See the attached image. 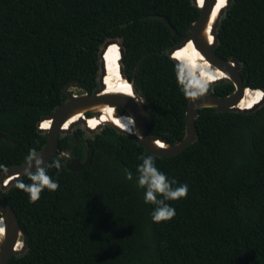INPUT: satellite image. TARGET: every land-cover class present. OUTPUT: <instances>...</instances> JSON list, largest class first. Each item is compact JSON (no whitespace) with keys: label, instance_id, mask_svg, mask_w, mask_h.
<instances>
[{"label":"trees","instance_id":"1","mask_svg":"<svg viewBox=\"0 0 264 264\" xmlns=\"http://www.w3.org/2000/svg\"><path fill=\"white\" fill-rule=\"evenodd\" d=\"M225 1L215 5L206 38ZM199 13L191 0H0V134L7 137L0 138V169L45 146L37 124L64 103L66 83L76 79L89 92L98 86L99 52L111 39L117 42L104 53L105 86L127 82L120 58L147 102L148 133L168 143L182 138L193 96L181 90L185 77L166 52L181 43ZM157 15H165L175 33ZM216 35L214 52L236 57L243 84L254 89H247L251 107L264 89V0H231ZM173 57L207 82L190 41ZM233 89L225 82L207 91L224 96ZM87 123L96 128L100 120ZM195 125L194 143L170 157L103 125L86 138L92 159L79 172L65 168L61 153L82 161L83 132L75 131L78 144L62 136L46 165L59 183L56 191L45 189L30 201L18 187L31 183L27 175L0 187V203L15 210L28 240L25 252L7 264H264V101L247 112L201 108ZM141 155L153 156L159 170L188 186L186 197L166 201L176 209L169 221H152L154 205L136 185Z\"/></svg>","mask_w":264,"mask_h":264},{"label":"water","instance_id":"2","mask_svg":"<svg viewBox=\"0 0 264 264\" xmlns=\"http://www.w3.org/2000/svg\"><path fill=\"white\" fill-rule=\"evenodd\" d=\"M191 3L199 9V16L189 24L187 33L183 36L181 43L172 46L166 53L179 65L186 80L189 82L197 81L199 83V75L194 76L182 61L173 57L176 49L192 41L198 53L203 57L201 60L205 61L209 68L221 71L224 76L203 83L204 90L201 94L193 96L188 100L184 116L185 126L183 137L177 139L174 143H168L159 136L148 133V123L151 119V113L147 108V102L135 90L133 80L125 76L121 61H119V72L121 77L125 79L127 83L131 84L130 95L123 92L107 93L105 91L104 78L107 74V70L104 62V53L110 43L117 42L116 39H111L103 44L99 52L98 88L89 92L86 87L77 84L76 79L69 81L65 85L66 100L64 103L56 107L49 115L41 117L39 122L44 120L50 121L47 128L42 127L38 130L46 136L45 146L37 151L39 154L38 158L43 160L45 166L50 163L59 152L60 137L70 134L75 126L81 124L87 133L93 134L95 132L96 128L89 127L87 123V114H90L89 117H96L101 120L103 106L105 105L112 108L113 116L131 119V124H133L132 132L126 131L123 127L116 125V123L110 120L100 121L98 127L103 124L109 125L119 133L130 136L138 145L144 147L147 152L156 156L170 157L182 153L196 140L197 132L195 120L201 108L211 107L218 112H247L256 109L262 104L264 101V89H260L263 93L260 102L254 103L250 108H241L238 106L245 95V90L249 89L252 91L251 88L243 84V79L240 74L241 64L236 57L232 56L225 59L214 52V48L217 44V29L225 11L230 7L231 0L225 1V4L219 9L211 24L209 31L212 35L211 41L207 40L205 30L217 0H203L201 5L198 4V0H191ZM157 16L163 20L173 33H175L173 25L165 15ZM120 55H123L121 46ZM225 82H231L233 84L234 89L231 93L224 96H217L207 91L208 86L223 84ZM73 88H76L81 93L76 94ZM118 108L122 110L118 111ZM75 113H82V116L66 124L69 118ZM0 138L7 139L3 134H0ZM72 142H77L75 134H72ZM159 143H161V145ZM92 154L93 149L90 144L86 146L85 158L83 161H79L72 155L67 154L65 168L72 172L81 171L91 162ZM28 164L29 161H25L21 164H15L8 168L0 169V187L5 189L7 186L17 182L20 177L27 175L26 168ZM31 170L33 172L36 170L34 161ZM0 220L3 221L4 226L3 235L0 237V264H7L13 255H20L25 252L28 240L26 233L20 225L19 218L12 207L0 203ZM19 243L20 246L17 248Z\"/></svg>","mask_w":264,"mask_h":264},{"label":"clouds","instance_id":"3","mask_svg":"<svg viewBox=\"0 0 264 264\" xmlns=\"http://www.w3.org/2000/svg\"><path fill=\"white\" fill-rule=\"evenodd\" d=\"M119 61H121L120 58ZM251 89L254 90L253 88ZM181 90L189 96H197L204 90V86L197 81L189 82L188 80L182 78ZM88 118L91 117L88 116ZM126 120L132 123L131 119ZM42 122L37 124L38 130L42 128ZM132 126L133 124H131V127ZM38 156L39 154L36 150L30 149L29 155L26 158L27 161H29L28 167L26 168V174L31 183L24 184L21 182L18 184V187L28 194L29 199L32 202L39 200L41 192L45 189L49 191H56L59 187L58 181L48 175L47 167L44 165L43 160L38 158ZM61 156H63V153H61ZM138 159L141 163L136 169V185L139 189L144 191V202L146 204L151 203L154 205V209L151 213L152 221L159 223L161 221L171 220L176 215V209L169 203H166V201H176L186 197L188 193V186L186 184H179L174 178H169L164 172L159 170L153 156L141 155ZM33 161L36 169L34 172L31 170L33 167ZM52 166L58 170L62 167L59 160L54 161ZM125 179L129 181L133 180L132 173L126 172Z\"/></svg>","mask_w":264,"mask_h":264},{"label":"bare ground","instance_id":"4","mask_svg":"<svg viewBox=\"0 0 264 264\" xmlns=\"http://www.w3.org/2000/svg\"><path fill=\"white\" fill-rule=\"evenodd\" d=\"M219 1L220 0H217V3ZM202 3H203V0H202ZM218 11H217V13H218ZM212 13H213V11H212ZM217 13H216V15H217ZM209 23H210V20L207 23V26L209 25ZM207 26H206V28H207ZM210 28H211V25H210ZM205 33H206V30H205ZM207 40L208 41L212 40V35L210 34V32H209V35L207 37ZM190 43H191L193 49L195 50V52L199 55V57L201 59H203L202 55L200 53H198L197 49L194 47L193 42L190 41ZM201 59H200V61L196 62L195 65H196V68L199 71L200 76L204 80L210 81V80L217 79L218 77L224 76V74L221 71L213 70V69L209 68L208 64L205 61H202ZM126 87H130L131 88V84L127 83V82H124V83L119 84V85H106L105 86V88H106L105 91L107 93L108 92H123V93H126V94L130 95L131 89H124ZM259 93H260V96H259L258 100H256L254 103H256L258 101L259 102L261 101V97H262L263 93H262V91L260 89H259ZM250 105H251V98H250L248 90L246 89L245 90V95L242 98V100L239 102L238 106L241 107V108H249ZM112 113H113L112 112V108L110 106H108V105L103 106V114L101 116V120L100 119L99 120L100 121H108V120H110V121H113L114 123H116V125H118L120 127H123V129H126L127 131H132L131 123L129 121H127L124 117H115V116L112 115ZM81 116H82V113L73 114L69 118L68 122H66V124L69 123L70 121H75L78 117H81ZM49 124H50V121L44 120L42 122V127L47 128L49 126ZM159 144L161 145V143H159ZM3 230H4L3 221L0 220V237H2V235H3ZM19 246H20V243L17 245V248Z\"/></svg>","mask_w":264,"mask_h":264},{"label":"flooded vegetation","instance_id":"5","mask_svg":"<svg viewBox=\"0 0 264 264\" xmlns=\"http://www.w3.org/2000/svg\"><path fill=\"white\" fill-rule=\"evenodd\" d=\"M199 16V15H198ZM195 20V19H194ZM192 22V21H191ZM190 22V23H191ZM187 30H188V27H187ZM187 30H186V33H187ZM185 33V34H186ZM98 88V86L95 88V89H97ZM95 89H93V90H95ZM92 90V91H93ZM91 91V92H92ZM65 92H66V89H65ZM76 93H80V91L78 90V91H76ZM120 110H122V109H120V108H118V111H120ZM90 114H88V116H89ZM75 131H77V129H74L73 128V130H72V132L70 133V134H68L69 135V138H70V141L72 142V134H75ZM92 135V134H91ZM84 138V141H85V143H86V146H87V142H86V138H88V137H83ZM73 143V142H72ZM79 143V141L77 140V142H75V143H73V144H78ZM85 150H86V148H85ZM85 150H84V152H85ZM63 153V156L65 157V159H66V156H67V154H70L69 152H62ZM71 155V154H70ZM85 158V157H84ZM78 160V159H77ZM84 160V159H83ZM82 160V161H83ZM80 161V160H79Z\"/></svg>","mask_w":264,"mask_h":264},{"label":"rangeland","instance_id":"6","mask_svg":"<svg viewBox=\"0 0 264 264\" xmlns=\"http://www.w3.org/2000/svg\"><path fill=\"white\" fill-rule=\"evenodd\" d=\"M74 89V91H75V93H76V91H78L76 88H73ZM76 94H78V93H76ZM104 125V124H103ZM103 125H101V126H99V127H96V129H95V132L94 133H97V132H99L100 131V128L103 126ZM103 128V127H102ZM74 129H77V130H80V131H82L83 132V137H92V135L91 134H89V133H87L85 130H84V128H83V126L80 124V125H77V126H75L74 127Z\"/></svg>","mask_w":264,"mask_h":264}]
</instances>
